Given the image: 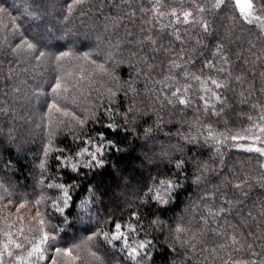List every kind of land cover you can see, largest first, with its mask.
Returning a JSON list of instances; mask_svg holds the SVG:
<instances>
[{"label": "trees", "instance_id": "trees-1", "mask_svg": "<svg viewBox=\"0 0 264 264\" xmlns=\"http://www.w3.org/2000/svg\"><path fill=\"white\" fill-rule=\"evenodd\" d=\"M252 2L249 23L234 0H0L2 264H264V155L247 150L264 149V0ZM108 141L103 166L84 167L78 154ZM45 232L44 259L30 257Z\"/></svg>", "mask_w": 264, "mask_h": 264}, {"label": "snow or ice", "instance_id": "snow-or-ice-1", "mask_svg": "<svg viewBox=\"0 0 264 264\" xmlns=\"http://www.w3.org/2000/svg\"><path fill=\"white\" fill-rule=\"evenodd\" d=\"M76 3H80L82 2V0H75ZM225 2V0H216V4L215 7L219 8L221 4H223ZM234 6L236 8V10L239 12V15L246 20L247 22L251 23L252 20L250 18L254 17V5L252 0H234ZM71 5L69 6L70 10H71ZM0 11H3L2 8H0ZM172 15H176L175 12L172 13ZM191 15V13L189 12H185L183 13V17H184V22L187 23L188 22V18ZM256 19H259V17H254ZM179 19V18H178ZM205 30H207L206 26H205ZM153 43H155L153 41ZM33 45L32 44H28V48H32ZM43 55V54H41ZM63 55H67V53H64ZM59 59V57H58ZM197 79H199L197 77ZM212 84H214L217 88L223 87L224 85L218 83L216 80H212ZM59 84H57V88H59ZM173 96H177V93L174 92L172 94ZM213 96H215V93H213ZM201 99H204V97H201ZM216 99L218 100L219 97H216ZM169 103H172V101H169ZM179 103L180 104H184L187 105L188 101H186L185 99H179ZM207 107V105H206ZM108 128L110 129H114V126L109 124L107 125ZM235 138V137H234ZM101 140L103 141V135H101ZM90 143V141H89ZM95 148L94 151H88V149H84L81 153H79L78 155H84L85 153L91 157V159L87 162V164L84 165V167H88V168H92V167H102L103 166V161L101 159H99V156L103 155V152L105 150V148L107 147H114V145L112 144L111 141H108L107 143H100L98 145H94L93 146ZM248 151H256L258 153H260L261 155H264V149L262 148H248ZM57 159H60L59 157ZM68 160H70V158H68ZM62 163L67 166V161H62ZM77 164L72 163L71 164V168L73 171H76L77 169ZM179 167V165H177ZM161 184H165L166 188L169 190V194H170V190L173 189L174 185L172 184V182H164L162 181ZM50 187H52V185H50ZM56 187H59L61 189H63L64 191V198H63V204L64 207L68 206V201L70 199V197L68 196V188L65 187L64 185H56ZM236 187H240V185H236ZM154 199L157 200V202L162 203V204H166L168 201L167 199H165L164 197H162L161 195L157 194ZM57 210L60 211L61 213H63V208L57 206ZM221 212L224 211V209H220ZM219 214V213H217ZM41 224H43V220H41L40 222ZM41 231H43V229L41 228ZM182 231V229H180L179 227L177 228V232ZM105 237H107V233L104 234ZM124 236V233L121 232V225L117 224L116 225V232L112 235L111 240H119ZM54 240L55 236H49L48 233H44L41 240L39 241L38 244L34 245L32 250L28 253V255L31 257L33 255H38L39 259H44L43 256V252L42 249L40 247V245L47 243L49 240ZM91 239V237H90ZM9 243H11V241H9ZM125 247H129L127 240H125ZM17 247H20L19 244L16 245ZM146 247V243L142 242L138 245V248H130V255L132 256L133 259H135V256L139 254V250H143ZM4 251L7 252L8 255H12L11 252H8V245L4 246ZM57 253L59 254L61 252L60 249H56ZM63 254L66 256H71V249H64L63 250ZM0 264H2V261H0Z\"/></svg>", "mask_w": 264, "mask_h": 264}, {"label": "rangeland", "instance_id": "rangeland-1", "mask_svg": "<svg viewBox=\"0 0 264 264\" xmlns=\"http://www.w3.org/2000/svg\"><path fill=\"white\" fill-rule=\"evenodd\" d=\"M59 2V1H58ZM45 36V34L43 35V37Z\"/></svg>", "mask_w": 264, "mask_h": 264}]
</instances>
